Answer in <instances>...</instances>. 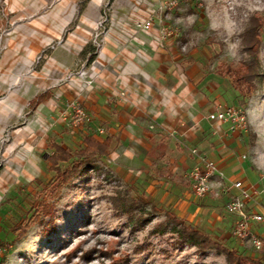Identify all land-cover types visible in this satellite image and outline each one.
<instances>
[{"label":"rangeland","instance_id":"rangeland-1","mask_svg":"<svg viewBox=\"0 0 264 264\" xmlns=\"http://www.w3.org/2000/svg\"><path fill=\"white\" fill-rule=\"evenodd\" d=\"M4 6L5 0H0V9ZM253 18L262 23L261 42L256 49L259 77L252 95L243 98L232 86L233 79L220 77L216 67H238L248 57L242 35ZM113 23L121 28L132 27L146 36L157 30L160 42H171L185 62L198 63L202 88L210 103L241 108L246 123L243 130L231 134L223 127L216 128L215 136L220 142H210L209 149L216 150L220 157L216 162L225 179L213 177L210 191L198 197L192 190L190 174L197 166L193 150L201 152V148L172 146L179 154L186 152L188 166L171 178L162 172L168 169V165L162 166L165 157L158 159L161 168H147L149 146L140 143L136 151L125 143L124 151L119 149L101 159L94 170L64 187L54 200L53 224L49 217L44 218L42 224L37 223L25 238L18 240L12 227L25 219L41 185L52 176L44 160L52 153L49 141L77 150L87 134H95L91 126L72 132L66 110L55 123L59 125L58 134H51L47 123L41 126L45 134L29 121L33 113L26 110L18 119L0 125V264H114L125 251L130 260L115 264H230L225 255L200 254L195 248L180 246L175 234L163 227V215L150 222L140 219L139 213L149 216L151 207H132L129 198L136 193L151 205L171 209L240 255L264 263V247L258 251L249 241L240 242L233 237L235 217L225 209L237 192L232 184L241 181L251 195L248 211L264 214V0H105L94 40ZM146 23H150L149 29L140 27ZM7 33L1 28L0 41ZM103 34L98 37L100 45ZM94 40L90 45L98 50L100 46ZM53 46L38 55L33 68L44 64V55ZM4 49L0 42V53ZM84 55L80 67L62 80L80 78L79 72L89 64L86 50ZM6 96L0 94V105ZM146 129L154 135V141L162 139L167 151H173L168 136L154 133L148 126ZM163 149L162 145L158 151ZM128 153L144 157L135 160ZM252 231L264 242V222L253 223ZM93 248L100 252L94 251L91 258H85L84 253Z\"/></svg>","mask_w":264,"mask_h":264},{"label":"crops","instance_id":"crops-1","mask_svg":"<svg viewBox=\"0 0 264 264\" xmlns=\"http://www.w3.org/2000/svg\"><path fill=\"white\" fill-rule=\"evenodd\" d=\"M104 2L5 0L0 9V30L8 33L0 41L5 47L0 53V94L7 96L0 105V125L9 124L28 110L33 113L29 121L34 126L43 132L41 126L47 123L51 134L57 135L59 125L55 123L67 109L66 101L74 99L89 115L86 126L95 128V134L86 136L114 138L109 156L119 149L124 151L125 143L136 151L142 143L149 146L147 168H161L158 159L165 157L162 166L168 165V169L162 172L171 178L188 166L186 152L179 154L173 147H199L201 156L217 163L220 157L209 149L210 142H220L214 129L223 127L230 132L229 125L210 121L208 116L225 105L209 102L198 63L185 62L171 42H160L157 30L146 36L113 23L103 34L93 62L85 67L89 76L62 80L85 61V50L94 40ZM51 45L53 50L44 55V64L33 68L38 55ZM44 93L49 97L30 110L31 101ZM147 126L168 136L173 151H167L162 139L154 141ZM162 145L164 149L159 152ZM128 155L135 160L144 157ZM194 157L198 165L199 157Z\"/></svg>","mask_w":264,"mask_h":264},{"label":"trees","instance_id":"trees-1","mask_svg":"<svg viewBox=\"0 0 264 264\" xmlns=\"http://www.w3.org/2000/svg\"><path fill=\"white\" fill-rule=\"evenodd\" d=\"M261 30V21L253 18L250 27L242 35L244 51L248 53V57L242 59L238 67L225 64L216 67V73L220 77L233 79L232 86L243 98H249L252 95L255 89V81L259 77L256 49L261 42ZM96 52L97 50L93 45L87 46L88 63L93 62ZM48 97L49 93H44L34 98L30 103V110H35ZM113 140L112 136H107L104 140H98L88 135L83 138V145L77 150L64 147L54 140L49 141L48 148L52 153L46 156V162L49 164V171L52 176L46 183L41 185V189L35 196V205L31 207L25 219L12 227L11 231L16 234L18 240L25 238L34 225L37 223L42 224L44 218L49 217V223L53 224L54 200L60 196L64 187L70 184L73 179L89 170H94L101 159L108 157L113 152ZM129 202L134 208L151 207L149 216L144 212L139 213L140 219L143 221L150 222L155 217L163 215L165 218L163 227L169 228L171 234H175L180 246H190L200 254H211L213 252L217 255H225L230 264H264L250 257L240 255L236 250L219 242L197 226L188 223L185 218L178 216L171 209L149 204L142 194L136 193L130 196ZM47 231L46 228L45 232ZM94 251L100 252V250L93 248L86 251L83 256L89 259ZM75 254L76 250L73 251L72 255ZM112 255L113 252L109 256L112 257ZM129 260L130 255L128 251H125L122 252V257L118 261H114V264Z\"/></svg>","mask_w":264,"mask_h":264},{"label":"built area","instance_id":"built-area-1","mask_svg":"<svg viewBox=\"0 0 264 264\" xmlns=\"http://www.w3.org/2000/svg\"><path fill=\"white\" fill-rule=\"evenodd\" d=\"M140 27L147 30L150 28V23L142 24ZM102 34L103 32L96 35L94 42L97 46H100L98 37ZM86 75V70H82L78 74L80 78H85ZM66 104L69 129L72 132L82 130L90 121L88 113L78 100L68 99ZM208 118L210 121L219 124H228L229 131L233 134L243 130L246 124L244 113L240 107L220 106ZM193 154L199 157L200 162L190 174L192 190L196 196L203 197L210 191V181L213 177H218L223 180L225 176L219 171L217 163L201 156L200 152L195 149L193 150ZM232 187L238 190V194L229 199L225 206L226 212L235 217L232 235L240 242L249 241L255 250H262L264 242L253 233L252 224L264 222V214L248 211L247 202L251 199V195L241 181L233 183Z\"/></svg>","mask_w":264,"mask_h":264}]
</instances>
